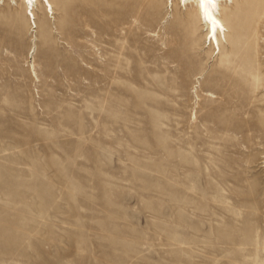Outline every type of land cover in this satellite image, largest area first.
Wrapping results in <instances>:
<instances>
[{"label":"rangeland","instance_id":"rangeland-1","mask_svg":"<svg viewBox=\"0 0 264 264\" xmlns=\"http://www.w3.org/2000/svg\"><path fill=\"white\" fill-rule=\"evenodd\" d=\"M50 2L0 0V264H264V0L219 54L192 5Z\"/></svg>","mask_w":264,"mask_h":264},{"label":"bare ground","instance_id":"bare-ground-1","mask_svg":"<svg viewBox=\"0 0 264 264\" xmlns=\"http://www.w3.org/2000/svg\"><path fill=\"white\" fill-rule=\"evenodd\" d=\"M16 1V0H10ZM167 5L171 6L177 1L182 8H187L192 5L200 19V22L207 27L206 42L214 47V51L218 54L221 52V44L227 41L229 32L226 23L221 18V5L233 4V0H165ZM42 3L48 15H54V7L50 0H23V5L26 9V16L29 19L31 26L38 28L36 11L39 4ZM33 71H35L33 66ZM210 94V93H209Z\"/></svg>","mask_w":264,"mask_h":264}]
</instances>
